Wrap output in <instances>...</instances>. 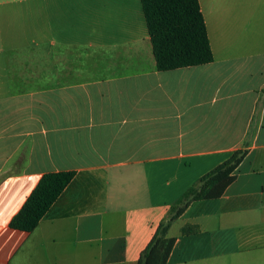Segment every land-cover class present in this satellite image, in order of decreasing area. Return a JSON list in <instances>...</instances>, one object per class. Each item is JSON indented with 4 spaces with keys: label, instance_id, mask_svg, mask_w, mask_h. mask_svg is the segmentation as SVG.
<instances>
[{
    "label": "crops",
    "instance_id": "crops-1",
    "mask_svg": "<svg viewBox=\"0 0 264 264\" xmlns=\"http://www.w3.org/2000/svg\"><path fill=\"white\" fill-rule=\"evenodd\" d=\"M41 4L0 28V264H136L236 149L220 193L171 222L165 264H264V0H199L213 60L164 71L140 0ZM68 170L34 229L9 226L43 173Z\"/></svg>",
    "mask_w": 264,
    "mask_h": 264
},
{
    "label": "trees",
    "instance_id": "trees-1",
    "mask_svg": "<svg viewBox=\"0 0 264 264\" xmlns=\"http://www.w3.org/2000/svg\"><path fill=\"white\" fill-rule=\"evenodd\" d=\"M157 70L205 64L213 60L199 0H140ZM246 154L236 149L230 156L200 176L169 207L136 264H165L174 238L167 236L172 221L194 200L213 198L231 179ZM75 171H51L41 175L20 209L11 217V228L31 231L67 186ZM190 230L189 227L184 229Z\"/></svg>",
    "mask_w": 264,
    "mask_h": 264
},
{
    "label": "rangeland",
    "instance_id": "rangeland-1",
    "mask_svg": "<svg viewBox=\"0 0 264 264\" xmlns=\"http://www.w3.org/2000/svg\"><path fill=\"white\" fill-rule=\"evenodd\" d=\"M2 1V0H0ZM42 0H8V2L0 3V28L12 27L14 25L25 26L28 24L27 11L29 8L41 9Z\"/></svg>",
    "mask_w": 264,
    "mask_h": 264
}]
</instances>
